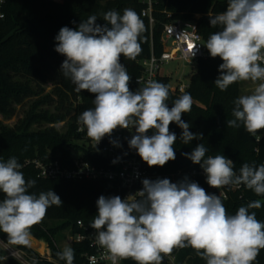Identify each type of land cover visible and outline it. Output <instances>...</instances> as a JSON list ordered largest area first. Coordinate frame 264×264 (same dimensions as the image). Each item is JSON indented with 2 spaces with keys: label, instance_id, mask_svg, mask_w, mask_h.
Returning <instances> with one entry per match:
<instances>
[{
  "label": "clouds",
  "instance_id": "obj_1",
  "mask_svg": "<svg viewBox=\"0 0 264 264\" xmlns=\"http://www.w3.org/2000/svg\"><path fill=\"white\" fill-rule=\"evenodd\" d=\"M209 19L210 25L220 30L211 34L204 46L212 58L223 61L215 86L224 91L238 81H261L251 94L234 101L235 119L226 121L228 127L242 124L258 144V133L264 130V0H228L226 10L209 14ZM103 20L104 25L97 24V16L89 15L77 29L64 26L55 37V51L66 57L61 64L63 76L71 80L76 92L95 94L94 107L84 110L78 122L96 145L117 128H134L129 147L149 167H163L176 159L177 136L170 131L171 123L182 129L179 139L183 144L203 139L182 120V114L191 112V94L183 93L169 108L170 93L164 83L148 81L143 88L131 91V77L120 57L135 61L141 54L144 22L131 8L124 9L122 15L110 10ZM149 131L153 134L148 135ZM110 142L119 146L115 140ZM207 152L200 143L182 155L200 165L210 187L243 184L264 196V164L245 163L237 174L231 159L224 155L205 158ZM21 169L15 157L0 162V193L4 197L0 200V231L7 234L10 244L30 246L31 228L42 222L50 207H60L63 202L51 189L38 195L30 192L36 181L26 180ZM142 185L125 199L101 195L96 201L98 214L90 226L113 264L127 258L136 264H161L162 254H170L175 247H191L206 264H253L264 249V222L249 212L262 206L260 200L229 215L219 195L207 193L187 177L177 183L145 178ZM57 256L73 264L74 250L66 247Z\"/></svg>",
  "mask_w": 264,
  "mask_h": 264
},
{
  "label": "trees",
  "instance_id": "obj_2",
  "mask_svg": "<svg viewBox=\"0 0 264 264\" xmlns=\"http://www.w3.org/2000/svg\"><path fill=\"white\" fill-rule=\"evenodd\" d=\"M227 3L228 0H161L154 8L155 25L151 37L149 20L142 16L145 8L142 0H4L0 7V15H3L0 16V114L12 117L18 105L27 99H36L17 127H0V162H7L15 157L22 165L21 171L25 179L36 181L30 192L38 195L51 189L61 198L62 206L50 207L42 222L31 228L33 236L49 243L54 257L60 259L57 256L61 252L56 241L57 235L64 231H69L71 235L80 232L77 225L79 220L91 224L98 214L96 201L101 195H118L122 199L127 195L118 182L109 184L105 179L44 178L38 175L32 164H26L27 160H48L50 156L52 159L60 156L66 165H72L70 141L73 138H83L77 132L76 122L84 110L94 107L95 94L87 91L76 92L71 80L61 73V64L66 57L55 51V37L59 30L64 26L77 29L89 15H96V23L104 25V13L114 10L122 15L124 9H134L146 29L142 34V52L135 61L121 55L120 63L126 67L131 77L130 90L135 92L138 90L136 79L143 71L140 61L151 56L152 42L157 55L163 51L162 29L165 23L174 20L196 21L206 44L209 36L220 30L210 25L209 14L216 15L225 11ZM221 63V58H212L211 55L196 61V72L192 74L186 90L192 97V109L191 112L182 114V120L190 124L191 132L201 133L203 139H194L183 144L179 139L182 129L176 123H171L170 131L177 136L174 145L176 159L167 162L163 167H150L152 173L160 176L159 179L167 178L171 181L170 176L178 170L200 169V165L193 164L182 155L190 153L200 143L208 149L205 158L209 155H224L234 162V171L237 174L245 163L255 166L264 164V130L258 133L261 140L257 144L242 124L239 128L226 125V121L235 119L232 110L235 107L234 101L238 98V89L234 83L224 91L215 86L214 81L220 75ZM157 81L168 86L170 95L167 103L171 108L173 101L182 94L172 92L169 77L159 76ZM48 84L53 89L45 93L44 87ZM44 106H53L54 110L42 109ZM65 121L68 128L64 133L55 126L41 127L44 124L54 125ZM34 125L40 129L32 130ZM152 134V131L148 132V135ZM129 140L123 138L120 141L129 145ZM79 150L93 163L107 165V160L98 150L84 147ZM193 182H197L207 193L218 195L207 184L206 176ZM240 186L237 190L230 187L227 199L220 197L227 213L234 215L240 206L260 200L262 206L259 209H249V212H255L256 218L264 222V196H257L243 184ZM142 187L141 184L139 188ZM3 198L0 193V200ZM51 221L57 222V225H47ZM0 238L8 241L7 234L2 231ZM70 247L74 250L73 264H85L83 255L92 252L88 243H74ZM26 249L34 255L32 250ZM168 255L174 257L175 264H206V260L191 247H175ZM6 264L20 263L10 259ZM35 264L53 263L37 260ZM123 264H136V261L127 258L123 259ZM161 264L171 262L162 259ZM253 264H264V249L260 250Z\"/></svg>",
  "mask_w": 264,
  "mask_h": 264
},
{
  "label": "built area",
  "instance_id": "obj_3",
  "mask_svg": "<svg viewBox=\"0 0 264 264\" xmlns=\"http://www.w3.org/2000/svg\"><path fill=\"white\" fill-rule=\"evenodd\" d=\"M61 2L63 0H54ZM161 0H142L145 8L142 11V16L148 18L151 37L153 35V27L155 25L154 8ZM4 0H0V7ZM3 17V15H0ZM149 58L140 61L143 68L141 75L136 79V85L139 88L146 86L148 81H157L161 73L162 67L165 63L171 60H183L187 63H196L199 59H206L210 57V53L204 46L205 42L201 33L199 32L198 24L194 20H174L169 21L163 25L162 29V45L163 51L157 55L153 50ZM191 45V47H189ZM196 46V49H195ZM195 49V55L192 52ZM223 62V61H222ZM264 65V64H263ZM189 84L171 85L172 92L183 94L188 89ZM77 132L80 133L83 139L89 140L90 145L87 149L93 148L98 150L99 154L107 160V165H98L85 158L84 152L80 156L72 155V165H66L60 156L54 159L49 157L48 160L36 158L27 160L26 164H32L38 171V175L44 178L51 177H65V178H81V179H105L112 184L118 182L127 192L126 198L130 195H135L141 190L139 186L142 180L147 178L156 180L159 175L151 172L150 167L141 159L135 149H131L127 143L120 140L131 139L135 134V129H121L114 130L111 136H105L102 141L96 145V142L89 138L86 134L84 126L76 122ZM131 132L132 134H126ZM148 134V133H147ZM264 136V135H263ZM115 140L119 146H115L110 141ZM119 158V159H117ZM117 161L113 163V161ZM197 170H178L177 173L170 176L171 182L177 183L178 178L184 179L187 177L190 181H194ZM240 189L241 186L230 185L216 189L218 195L224 199L229 196V188ZM78 228L81 230L76 234H72L67 241L70 246L74 243H88L92 252L85 253V264H113L111 254L106 248L99 246L96 242V230L90 224H86L79 220L77 222ZM34 252L31 255L27 249ZM63 250H61L62 252ZM163 259L170 260L171 264H175V259L169 255H163ZM7 257L5 260L4 258ZM10 259H15L20 264H33V261L44 260L53 264H66L65 260L54 257L51 246L46 240L39 239L32 235L30 246H20L10 244L0 238V264H6ZM115 264H123V259H117Z\"/></svg>",
  "mask_w": 264,
  "mask_h": 264
},
{
  "label": "rangeland",
  "instance_id": "obj_4",
  "mask_svg": "<svg viewBox=\"0 0 264 264\" xmlns=\"http://www.w3.org/2000/svg\"><path fill=\"white\" fill-rule=\"evenodd\" d=\"M62 2V1H61ZM262 66H264L262 64ZM196 72V64L195 63H187L183 60H171L168 63H165L162 67L161 73L165 77L170 78V84L176 85V84H189L191 80L192 74ZM261 81L252 82V81H238L234 83V85L238 89V98L242 95L251 94L254 91V88L259 84ZM53 87L48 84L44 87V92L48 93L51 92ZM186 92V91H185ZM181 95V94H180ZM36 98H30L27 99L23 104L18 105L16 109L15 115L12 117H4L0 114V127H6L8 129H14L17 127V125L20 123V121L25 117L26 112L30 107L33 105ZM194 102L199 103L198 101L194 100ZM42 109H49L50 111L54 110L53 106H44ZM47 126H55L61 133H64L67 131L68 125L67 122H61L54 125L44 124L41 127L45 128ZM40 129L39 126L34 125L32 130H38ZM126 134L131 135V132H126ZM71 146L69 147V150L72 155L74 156H80L82 155L83 151L79 150V148L84 147L87 149L90 145V141L86 139H71ZM93 149V148H90ZM198 174L195 177V180L199 177H205V173L202 168L197 170ZM178 180V179H177ZM179 181H182V179H179ZM178 181V182H179ZM215 189V188H214ZM216 191V189H215ZM217 193V191H216ZM218 194V193H217ZM53 225L56 226L57 222L51 221L48 222L47 225ZM46 225V224H45ZM71 236L69 231L61 232L56 237V241L58 242V245L61 250H64L66 247H70V244L67 243L69 240V237Z\"/></svg>",
  "mask_w": 264,
  "mask_h": 264
},
{
  "label": "water",
  "instance_id": "obj_5",
  "mask_svg": "<svg viewBox=\"0 0 264 264\" xmlns=\"http://www.w3.org/2000/svg\"><path fill=\"white\" fill-rule=\"evenodd\" d=\"M164 261H166L167 259L165 258V259H163Z\"/></svg>",
  "mask_w": 264,
  "mask_h": 264
},
{
  "label": "snow or ice",
  "instance_id": "obj_6",
  "mask_svg": "<svg viewBox=\"0 0 264 264\" xmlns=\"http://www.w3.org/2000/svg\"><path fill=\"white\" fill-rule=\"evenodd\" d=\"M189 47H191V45H189Z\"/></svg>",
  "mask_w": 264,
  "mask_h": 264
}]
</instances>
